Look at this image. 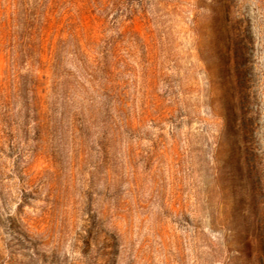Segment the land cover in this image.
Returning <instances> with one entry per match:
<instances>
[{
  "label": "rangeland",
  "instance_id": "obj_1",
  "mask_svg": "<svg viewBox=\"0 0 264 264\" xmlns=\"http://www.w3.org/2000/svg\"><path fill=\"white\" fill-rule=\"evenodd\" d=\"M0 264H264V0H0Z\"/></svg>",
  "mask_w": 264,
  "mask_h": 264
},
{
  "label": "trees",
  "instance_id": "obj_2",
  "mask_svg": "<svg viewBox=\"0 0 264 264\" xmlns=\"http://www.w3.org/2000/svg\"><path fill=\"white\" fill-rule=\"evenodd\" d=\"M44 1V5H46L48 2L52 1V0H42V2Z\"/></svg>",
  "mask_w": 264,
  "mask_h": 264
}]
</instances>
